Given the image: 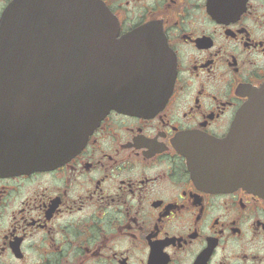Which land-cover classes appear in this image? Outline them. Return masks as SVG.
I'll return each mask as SVG.
<instances>
[{
	"label": "flooded vegetation",
	"instance_id": "af4514ba",
	"mask_svg": "<svg viewBox=\"0 0 264 264\" xmlns=\"http://www.w3.org/2000/svg\"><path fill=\"white\" fill-rule=\"evenodd\" d=\"M101 1L119 36L163 34L171 92L156 109L110 111L76 153L65 135L55 163L0 164V264H264V198L204 186L185 154L223 139L264 83V0Z\"/></svg>",
	"mask_w": 264,
	"mask_h": 264
},
{
	"label": "water",
	"instance_id": "95a60500",
	"mask_svg": "<svg viewBox=\"0 0 264 264\" xmlns=\"http://www.w3.org/2000/svg\"><path fill=\"white\" fill-rule=\"evenodd\" d=\"M103 33L109 48L100 54ZM117 33L116 20L100 0H14L4 10L0 164L14 169L47 163L44 153L29 161L27 150L56 148L69 123L75 129L74 153L108 111L136 112L143 100L169 93L173 71L155 30L142 26L120 39ZM138 63L160 71H111ZM247 96L229 134L210 142L217 151H192L189 159L209 186L241 187L264 197V84ZM64 100L74 102L65 106L74 110L71 121L51 113Z\"/></svg>",
	"mask_w": 264,
	"mask_h": 264
}]
</instances>
